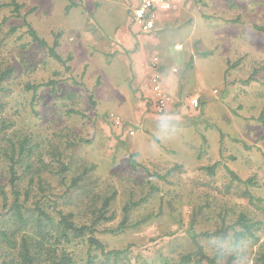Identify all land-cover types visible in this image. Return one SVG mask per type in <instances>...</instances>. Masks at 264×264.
<instances>
[{"label": "rangeland", "instance_id": "1", "mask_svg": "<svg viewBox=\"0 0 264 264\" xmlns=\"http://www.w3.org/2000/svg\"><path fill=\"white\" fill-rule=\"evenodd\" d=\"M7 1L0 0V68L9 65L13 72L5 82L8 90L0 118L12 126L0 140L28 133L44 142L43 157H37L38 151L31 157L33 171L41 167L39 173L46 179L43 193L49 198L43 206L49 209L54 202L57 209L72 210L78 222L90 223L93 207H100L103 197L115 191L109 207L114 219L100 223L96 236L106 250L123 251L117 264H176L182 254L195 250L193 235L215 229L218 214L225 209H232V218L244 210L264 222V212L253 209L241 188L226 190L228 178L222 168L213 176L198 168L208 161L207 128L219 125L224 132L219 159L242 178L254 175L258 183L254 191L264 203V126L255 120L264 112V32L254 28L264 24V0H174L149 34L133 31L138 28L130 10L138 0H83L69 9L67 0H18L21 13L27 14L41 38L51 44L58 34L56 51L63 59L70 56L64 64L31 39L20 19L12 32L9 21L2 23L10 13ZM121 27L129 40L115 35ZM135 61L157 64L169 97L164 80L171 74L178 79L171 85L177 94L185 101H201L197 108L188 104L196 123H189L186 133L192 134L194 142L188 143L195 152L186 159L171 131L156 136L145 124L147 96L134 82ZM250 75L252 79L243 83ZM49 79L57 80V85L38 88L32 106V93L23 85ZM166 114L156 111L152 121L170 122L161 118ZM131 154L135 169L129 164ZM56 158L69 161L75 168L71 174L83 165H94L93 180L83 181L88 194L64 191L55 171ZM175 164L180 167L164 180L155 176ZM144 197L128 217L142 221L139 228L109 231L119 223L127 201ZM255 234L257 240L244 241L237 250V264H253L255 251L264 243V223ZM75 242L71 249L79 255L77 264H84L85 241Z\"/></svg>", "mask_w": 264, "mask_h": 264}, {"label": "trees", "instance_id": "2", "mask_svg": "<svg viewBox=\"0 0 264 264\" xmlns=\"http://www.w3.org/2000/svg\"><path fill=\"white\" fill-rule=\"evenodd\" d=\"M75 4L70 1L71 6ZM5 6L9 8L10 13L3 17L2 23L9 21L11 23V32L16 30L15 22L20 19L25 24L26 32L31 39L38 42L41 47H46L51 57L61 64H64L69 59L70 56L63 59L56 51V47L59 45L58 34L54 36L51 44L41 38L35 28L28 22L27 14L21 13L22 4L18 0H8L5 2ZM167 11L161 10L157 12L154 28L150 32L144 33L138 31V29L136 32L144 34L154 32L160 23L161 16ZM254 28L264 32V24H255ZM155 66H157L156 63L152 65V69L157 71L158 67ZM12 72L13 68L9 65L0 68V94H3V97L0 98V111L6 104L4 99L7 96L8 89L5 86V82L9 80ZM250 79H252V75L242 82H248ZM57 83L58 81L55 79L40 83L26 82L23 88L31 91V105L33 106L38 88L44 86L54 88ZM198 102L199 105L197 107H200L201 101L198 100ZM91 103L94 104L93 101ZM255 120L264 126V112H261ZM11 126V122L0 118V138L5 136L4 132ZM219 127V125H212L213 130L216 129L215 131L219 135L217 141L222 156L224 132L220 131ZM226 136L229 137L228 135ZM32 140L33 136L28 133H23L22 135L21 133H13L6 140H0V164H4L2 170L0 165V264H77V256L79 255L75 254L74 250L71 249L77 243L75 241H85L84 264H117L119 258H123V251L119 249L106 250L103 242L96 236L97 227L100 223L114 219V213L109 212V207L115 197V191L103 197L100 207H93V219L90 223L78 222L74 218L75 214L72 210L57 209L54 206V202L47 209L42 205L43 200L49 198L43 193L46 179L39 173V170L42 171L41 167L36 169L35 172L33 171L31 162V157L35 151H38L37 157H43V152H45L44 142ZM55 150L57 151V158H60V153L57 149ZM132 156L133 154L129 158V164L131 168L135 169L136 162ZM229 158L234 160L235 156L229 155ZM244 159L246 163L250 161L249 158L246 159L245 157ZM56 161V175L59 177L60 183L64 185V191L68 192L75 189L76 191L81 190V194H88L90 189H86L87 186L83 181L84 179L87 181L93 180L95 176L93 172L94 165H83L78 173L71 174L75 168L70 166L69 161L60 159ZM41 165L43 167L47 166L43 160ZM179 167L178 164H175L165 174H155V176L164 180L166 176ZM199 168L205 171L208 176L216 175L217 169L222 168L228 178L225 185L226 190L230 191L231 186H238V189L241 188L242 190V197L247 199L253 209L264 212L263 198L254 191V188L258 186L257 181L253 177L254 175L242 178L238 171L220 159ZM24 179L26 180L25 184L20 185ZM35 189L37 192L33 194ZM146 198L144 197L137 202L127 201L123 206L119 223L114 228L109 229V231L120 233L130 228H139L142 221L132 222L129 221L128 217L134 206ZM47 201L49 202V200ZM230 212H232V209H225L219 212L220 221L215 229L194 234L195 250L182 254L176 264H234V262L237 264L238 256L236 253L223 258L217 257L207 249V243L213 237L225 238L230 236L241 247L244 241L258 239L255 232L264 222L260 219L253 220L244 210H238L236 215L233 216L234 218L230 216ZM145 218L147 221L149 216ZM229 218L232 220H228ZM199 237L204 238V241L208 242H200ZM240 247L237 250H240ZM253 264H264V243H261L255 251Z\"/></svg>", "mask_w": 264, "mask_h": 264}, {"label": "crops", "instance_id": "3", "mask_svg": "<svg viewBox=\"0 0 264 264\" xmlns=\"http://www.w3.org/2000/svg\"><path fill=\"white\" fill-rule=\"evenodd\" d=\"M67 1H68L67 3L68 5L66 7H68V9L70 8L69 6L70 1H73L76 4L79 3V5H82V2H83V0H78V1L77 0H67ZM53 3L55 4L56 7H58L57 1H53ZM133 31L135 33L137 30L134 29ZM115 35H118V37H125L127 40H129V33L126 32L125 29L122 27L116 30ZM132 70H133L134 82L137 85H139L141 90H143L144 94L147 96L144 102L146 104L145 107L147 108V114H146L147 123L145 124H148L149 129H150L149 131L156 136L159 135L160 133H163V132L166 133L167 131H171L172 135L173 136L175 135L174 137H178V139L176 140L179 141L178 147L180 149V153L182 157L186 159V157H189L195 152V150H193L195 148H192L190 146V143H188V141L194 142L192 138V134L186 133V132L187 131L190 132L191 130L188 128L189 123L191 122L196 123V120H194V118L191 117L192 110H191V107H189L190 105L189 102L185 101L184 97L177 94L176 91L173 90V87H171V85H174L175 81L178 80L177 77H173L171 74H168L166 76V79L164 80L166 83L164 86H166L167 90L168 89L170 90L169 92L172 94L171 95L172 98L169 97L168 92L166 91V94L168 97H167V100L165 101L164 111H166L168 114L161 116V118H164V119L170 118L171 121L169 122L168 128L166 130H162L160 128V122L163 119H159L160 121H158L155 124V122L152 121V118H151V116H153V114H155L157 111L156 106L153 104L155 93L152 87V80H153L154 75L159 72L153 70L152 67H150L148 64L146 63L143 64L142 61L141 62L135 61L134 63H132ZM198 86H199L198 87L199 90H201L202 86L201 85H198ZM162 87H163V84H162ZM207 129H208V134H207L208 138H206V140H208V143L210 144L209 145L210 151L206 152L205 155L207 156L204 159H208V161H210V159H213L212 162H214L215 160L219 159V146H218V141H217L219 139V135H218V132H216L215 130H212L210 128H207ZM190 149L192 151H190ZM208 161L206 163H201L198 166L200 167L205 166L207 165Z\"/></svg>", "mask_w": 264, "mask_h": 264}, {"label": "built area", "instance_id": "4", "mask_svg": "<svg viewBox=\"0 0 264 264\" xmlns=\"http://www.w3.org/2000/svg\"><path fill=\"white\" fill-rule=\"evenodd\" d=\"M174 2V0H138L131 9L132 23L139 31L148 33L154 28L157 12L171 10ZM175 48L178 49L179 46L176 45ZM152 65H155V63L152 62ZM152 87L155 93L154 105L157 112H163L168 96L162 87L158 73L153 77ZM188 102L191 107H197L199 103L197 98H191Z\"/></svg>", "mask_w": 264, "mask_h": 264}, {"label": "clouds", "instance_id": "5", "mask_svg": "<svg viewBox=\"0 0 264 264\" xmlns=\"http://www.w3.org/2000/svg\"><path fill=\"white\" fill-rule=\"evenodd\" d=\"M169 126V121L164 120L160 122V128L166 130ZM240 246L234 241L232 237L217 238L213 237L209 241V250L217 257L223 258L229 255H235ZM235 264V262H234Z\"/></svg>", "mask_w": 264, "mask_h": 264}]
</instances>
